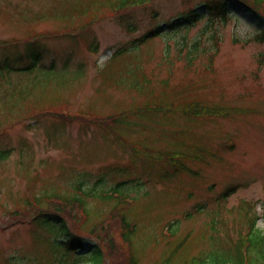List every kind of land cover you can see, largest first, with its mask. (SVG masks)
<instances>
[{
	"label": "rangeland",
	"instance_id": "rangeland-1",
	"mask_svg": "<svg viewBox=\"0 0 264 264\" xmlns=\"http://www.w3.org/2000/svg\"><path fill=\"white\" fill-rule=\"evenodd\" d=\"M108 2L0 0V42H23L34 35L48 49L43 64L54 59L58 66L69 56L67 76L78 65L84 67L83 76L62 89L51 86L62 82L61 69L44 72L51 85L44 78L33 80L32 74L6 80L0 75V264L10 256L20 259L17 264L39 256L49 261L48 235L40 233L44 238L35 239L30 225L7 228L9 219L26 212L21 204L29 197L68 189L80 176L87 177L86 189L96 185L112 191L121 183V191L136 199L132 205L125 202L123 212L136 227L132 242L139 264L161 263L186 237L184 250L172 264L219 247L227 230L238 229L239 206L244 203L253 205L256 229L264 232V43L249 41L258 26L244 13L221 31L217 46L210 33L201 32V21L178 32L165 30L133 52L108 61L117 47L196 4L155 0L128 15L103 11L85 32L88 41L95 37L99 42L98 52L90 53L79 37L78 21L96 15L69 16L68 5L96 8ZM89 10L85 7V12ZM68 20L74 21L67 24ZM125 23L135 31L129 32ZM235 37L240 43H232ZM9 48L0 47V53ZM23 108L33 114L20 122ZM202 108L216 110L217 115L196 116L199 110L204 112ZM41 109L67 112L69 117L81 112L92 122L127 116L101 128L43 113L40 118ZM4 150L10 152L5 161ZM175 156L183 167L173 162ZM92 198L91 207L102 210L95 221H101L114 203ZM87 223L76 222L75 227L85 232ZM165 227L174 236L163 238ZM113 229L116 243L123 240V232ZM35 261L31 263L39 262Z\"/></svg>",
	"mask_w": 264,
	"mask_h": 264
},
{
	"label": "trees",
	"instance_id": "trees-1",
	"mask_svg": "<svg viewBox=\"0 0 264 264\" xmlns=\"http://www.w3.org/2000/svg\"><path fill=\"white\" fill-rule=\"evenodd\" d=\"M155 0H109L107 4L100 3L96 8L92 6L68 5L67 12L69 16L76 15H96L92 20L79 19L82 23L79 37L83 38L87 50L90 53H97L99 50V42L93 37L87 40L85 36L86 30L93 22H98L104 14L111 13L113 15H128L130 11L143 8L153 4ZM196 4L186 12L179 14L172 21H166L163 26H157L150 29L148 32L131 40L129 43L117 47L108 61L120 58L128 53L133 52L148 41L162 36L167 32H178L180 30L189 29L196 26L199 22H203L201 32L210 33L211 39L218 46L222 40L221 31L233 20H239L242 14L246 13L248 19L252 20L258 28L249 39L256 44L264 43V0H194ZM85 7H90L88 12H85ZM155 16V14L153 15ZM74 20H68L67 24H71ZM92 21V22H90ZM129 32H134L135 28L130 23H125ZM47 37V36H46ZM70 39L77 41L76 36H69ZM22 43L21 46L19 44ZM233 44L240 43L237 37L232 39ZM243 44H246L244 42ZM10 47L0 54V75L4 80L9 76L16 74L22 76L33 75V80L39 78L43 82L46 79L44 72L58 70L63 71V77L56 85H49L62 89L65 86L73 85L74 80H78L83 76L84 67L78 65L70 76L69 60L67 56L61 61V64L56 66L53 59L48 64H43V59L48 54V49L42 43V39L30 36L21 41L0 42V47ZM198 44L193 45V49H197ZM13 48V49H12ZM2 50V49H1ZM60 66V67H59ZM65 71V73H64ZM31 78L30 82L33 81ZM72 81V82H71ZM34 83V81H33ZM39 89L34 84V89ZM26 89L28 92L34 90ZM23 89H20V91ZM43 109V108H42ZM40 110L45 117L60 118L65 121L83 120L77 117L64 116L60 113H52L51 110ZM51 111V112H50ZM33 114L30 108H23L21 113V121L29 120L28 117ZM115 122L114 117L110 121L92 122L87 121V124H96L101 128H107ZM118 124V121H116ZM2 159L6 160L10 154L9 150H4ZM84 177L85 179H83ZM86 176H80L77 180L72 181L68 189H53L51 192L39 193L36 197L26 199V202L21 204L24 207V212L21 215L14 216V219H9V227L16 224L30 225L33 227L34 238L43 239L45 233L48 235V243L45 245L47 249L45 253L50 256L49 261H44L41 256L35 258L39 261L37 264H139L134 251L132 242L133 229L135 226L129 221L123 208L126 204L123 202V197L102 194V191L93 185L91 188H84L83 180ZM101 181V179H100ZM98 189V190H97ZM228 192L230 189H227ZM46 191V189H44ZM43 191V192H44ZM33 197V196H32ZM90 197L96 198L103 204H109L112 201L114 205L108 212L105 219L95 221L101 217V208L95 211L90 205ZM89 201V202H88ZM91 208V211L89 207ZM253 205L244 203V208L239 207V226L238 229L227 230L224 243L219 247H214L206 252H201L198 256H189L182 264H264V232L256 229V214L250 211ZM264 210V207H263ZM254 214V215H252ZM264 220V212L262 214ZM89 222V230L81 232L75 227V223ZM123 232L121 237L123 240H118L116 243V231ZM231 232L234 235H231ZM185 241L177 244L169 256L161 264H169L170 261L184 250L185 246L181 247ZM134 252V253H133ZM14 256L7 257L5 263L16 264L12 261ZM26 259V258H22ZM36 263V261H35ZM27 264H32L28 261Z\"/></svg>",
	"mask_w": 264,
	"mask_h": 264
}]
</instances>
